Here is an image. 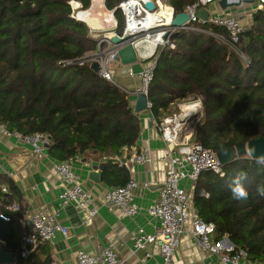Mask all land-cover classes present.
Masks as SVG:
<instances>
[{
	"label": "trees",
	"instance_id": "trees-1",
	"mask_svg": "<svg viewBox=\"0 0 264 264\" xmlns=\"http://www.w3.org/2000/svg\"><path fill=\"white\" fill-rule=\"evenodd\" d=\"M70 1L80 3L82 10H88L91 3L0 0V124L9 132L46 136L48 155L57 162L105 160L102 184L122 187L130 177L117 160H122L123 150L136 145L140 120L129 97L100 78L90 65L75 63L96 51L98 39L84 23L70 17ZM123 1L104 0L106 10H114L113 32L119 36L124 21L117 7ZM196 1L167 0L164 4L177 15ZM190 27L227 37L214 26ZM170 41L174 50L156 51L148 89L155 120L161 122L175 103L198 97L203 107L194 141L204 148L216 154L264 137V4L238 38L244 62L213 36L197 30H175ZM223 169V177L209 171L200 174L193 208L202 221L214 224L217 239L227 236L234 246L247 251L252 264H264V196L257 191L264 187V165L245 155ZM241 170L247 173L246 200L234 199L229 188ZM13 203L19 208L11 213L7 207ZM24 214L18 187L0 174V215L10 219L0 247L14 256L15 264H53L46 243L21 256Z\"/></svg>",
	"mask_w": 264,
	"mask_h": 264
},
{
	"label": "built area",
	"instance_id": "built-area-1",
	"mask_svg": "<svg viewBox=\"0 0 264 264\" xmlns=\"http://www.w3.org/2000/svg\"><path fill=\"white\" fill-rule=\"evenodd\" d=\"M134 1L135 4L131 3V0H124L117 7L124 21L122 34L119 36L113 32L98 36L96 51L75 62L81 66L86 64L91 66L96 63L98 76L114 84L127 97L132 95L145 97L147 99L146 111L150 114V121L158 130L165 145L166 154L162 160L168 164V167L165 170L164 181L158 192L157 200L147 210V215L156 220L158 227L153 235L144 234L141 230L133 234L131 237L133 251L144 250L148 244L156 245L161 258L160 262L156 264H172L179 240L188 231L195 240L198 249L206 256L207 261L204 264H252L246 250L234 246L227 236L217 239L214 224L202 221L196 211L192 210L193 193L200 174L209 171L223 177L225 172L216 154L194 141L195 126L202 117L201 109L193 111L198 97L187 99L179 106L177 112H173L161 122H157L151 115L148 89L153 81L156 67L155 54L159 48L174 50L175 46L170 41V36L175 29L170 24L175 15L171 8L168 21L151 22L143 28L142 23L149 21L150 16L153 17L160 9V3L158 0ZM147 1L154 3L156 8L154 12L148 11L144 7ZM218 1L220 0H197L193 5L188 6L184 10V13L189 17L185 30H197L213 36L231 52L238 54L244 62L245 58L238 50V38L245 30L242 23L229 13L209 14L207 18L199 16L200 11L207 10L210 5ZM68 4L71 8L70 17L80 21L78 14L81 13L82 5L75 1H70ZM263 4L264 0H257L256 10H261ZM112 12L110 13L112 14ZM191 24L199 27L205 25L217 27L222 29L227 37L225 38V34H213L201 29H193L190 27ZM113 27H116V22ZM115 35L120 38L127 36L129 44L135 49L137 59L139 58L138 51L141 49L143 52L141 63L146 60H149V63L139 70H134L131 65L122 66L118 58V50L125 43L113 45L110 38ZM72 63L67 62L66 65ZM117 68L121 69L123 75L137 78L138 85L129 90L116 84L113 80V73ZM189 108L190 110H186ZM0 132L3 136L13 137L28 146L35 158L42 159L45 156L49 145L46 136L9 132L2 124H0ZM147 160V150L143 149L140 153L134 154L126 160L118 159L117 162L119 166L132 173L135 165L144 164ZM51 166L55 176L61 182V191L57 198L58 208L55 212H49L47 208H43L25 218V232L21 238L22 257L33 252L39 243L53 245L59 234L67 237L69 228L59 222V209L74 205L80 211L85 212L89 218H94L98 213L94 205V195L83 187L80 176L73 169V160L51 162ZM220 172H223L224 175L221 176ZM183 182L186 185H182ZM137 187L138 183L130 178L122 187L108 188L102 195L103 207L109 212L120 211L122 218H132L138 215L140 207L134 201V191ZM2 192H6V190L3 188ZM18 208V205L13 203L7 207V210L14 213ZM0 219L4 223L10 221L8 217L2 215H0ZM114 249V245L109 244L97 251L95 255L78 252L75 257L76 264H123ZM146 257H149V254H146Z\"/></svg>",
	"mask_w": 264,
	"mask_h": 264
},
{
	"label": "crops",
	"instance_id": "crops-1",
	"mask_svg": "<svg viewBox=\"0 0 264 264\" xmlns=\"http://www.w3.org/2000/svg\"><path fill=\"white\" fill-rule=\"evenodd\" d=\"M158 2L163 7L167 6L161 0ZM236 2L239 3L229 5ZM256 6L257 0H231L226 3L220 0L210 5L207 12L210 15L229 13L247 29L251 25ZM164 8L171 9L169 6ZM110 33H113V30ZM142 53L139 49V58L135 64L131 65L134 70L147 65L141 63ZM113 80L119 86L129 90L139 83L137 78L123 75L120 68L114 71ZM189 98L192 97L175 103L170 109V114L177 112L179 106ZM129 105L134 112L139 105L138 96H130ZM137 115L141 126L139 139L133 148L122 151L121 159L126 160L143 149L147 150V162L135 165L134 172H128L129 177L138 183L134 191V201L139 205L140 213L132 218H122L120 211L109 212L103 207L102 195L109 187L101 182L102 172H97L98 175H96L99 183L90 180L89 174L92 166L104 164L105 167V160L93 158L74 160L73 169L80 176L83 187L94 195V205L98 213L94 218H89L85 212L80 211L74 205L59 209V222L69 228V233L67 237L57 235L54 244H48L53 264H76L75 257L78 252L95 255L97 251L109 244L114 245L117 257L123 261V264L160 262L161 258L156 245L148 244L144 250L135 252L131 242L132 235L139 230L147 235H153L157 230L158 223L147 215V210L157 200L158 192L164 181V173L168 167V164L162 160L166 154L165 145L158 130L150 121L149 112L144 110ZM47 150L42 159L35 158L30 154L31 150L28 146L13 137H5L0 132V174L9 177L20 191L25 207L24 218L21 222L23 232H25L24 220L28 215L43 208H47L49 212H55L58 208L57 198L61 191V182L55 176L51 166V162L57 161L49 157ZM182 185L186 183L183 182ZM192 210H194L193 207ZM146 254H149V257H146ZM206 261V256L198 249L195 240L187 231L179 240L172 264H204Z\"/></svg>",
	"mask_w": 264,
	"mask_h": 264
},
{
	"label": "water",
	"instance_id": "water-1",
	"mask_svg": "<svg viewBox=\"0 0 264 264\" xmlns=\"http://www.w3.org/2000/svg\"><path fill=\"white\" fill-rule=\"evenodd\" d=\"M223 1L226 3L227 1H231V0H223ZM238 3L239 2L230 3L229 5H237ZM144 7L151 12H154L156 9L152 1L145 2ZM113 14H114V10L112 12V16ZM208 15L209 13L207 12V10H202L199 12V16H201L202 18H207ZM188 20H189L188 15L182 12L174 16L170 25L175 30H185V25L187 24ZM127 38H128L127 36H123V38H120L116 35L110 38V42L113 45H121L122 43H125L124 46L120 47L118 50V58L122 66H129L137 62V55L135 49L132 47L131 44H129ZM90 69L93 72L97 73L98 65L94 63L90 66ZM138 102L139 105L134 110L136 114L146 110L147 99L143 96H139ZM30 154L34 156L32 152H30ZM245 155H248V157L253 160H257L258 157L264 155V137H261L257 140H251L246 144L244 143L238 144L234 148H227L216 153V157L223 167L228 165V163H230L232 160ZM83 162H85V160H83ZM103 167L104 164L92 166L91 168L92 171L89 174L90 180H92L95 183H99V179H96V175H98L97 172L103 171L104 169ZM7 235L8 232L5 227V223L0 219V243H3L5 241ZM0 264H15L14 256L10 253L5 252V250L2 247H0Z\"/></svg>",
	"mask_w": 264,
	"mask_h": 264
},
{
	"label": "bare ground",
	"instance_id": "bare-ground-1",
	"mask_svg": "<svg viewBox=\"0 0 264 264\" xmlns=\"http://www.w3.org/2000/svg\"><path fill=\"white\" fill-rule=\"evenodd\" d=\"M131 3L135 4L136 2L134 0H131ZM74 6L76 7V5ZM104 9L105 8L103 6L102 0H93L91 8L87 11L79 13L78 19L93 30H101L108 26H113L115 24V19L109 11ZM170 13V8H164L160 4V9L157 10L153 17L150 16L149 21H145L144 23H142L143 28L151 22L168 21L170 18ZM186 110H190V108Z\"/></svg>",
	"mask_w": 264,
	"mask_h": 264
},
{
	"label": "clouds",
	"instance_id": "clouds-1",
	"mask_svg": "<svg viewBox=\"0 0 264 264\" xmlns=\"http://www.w3.org/2000/svg\"><path fill=\"white\" fill-rule=\"evenodd\" d=\"M80 22V21H79ZM203 107V102L199 99L195 101V108L193 111L199 110ZM258 164H264V155H261L257 158ZM219 171V170H218ZM220 175L223 176L224 173L220 172ZM247 180V173L243 170H241L238 174H236L230 184L229 188L231 191V194L234 199L236 200H246L248 198V191L245 187V181ZM257 191L260 193V195L264 196V187H259Z\"/></svg>",
	"mask_w": 264,
	"mask_h": 264
},
{
	"label": "rangeland",
	"instance_id": "rangeland-1",
	"mask_svg": "<svg viewBox=\"0 0 264 264\" xmlns=\"http://www.w3.org/2000/svg\"><path fill=\"white\" fill-rule=\"evenodd\" d=\"M156 1V0H155ZM159 1V0H158ZM166 1L167 0H161V2H163V3H166ZM90 7H89V9L91 8V6H92V1L90 0ZM103 2V6H104V0L102 1ZM164 7H167V6H165L164 5ZM105 8V7H104ZM88 9V10H89ZM104 10H106V8L104 9ZM83 11H87V10H82L81 9V12H83ZM109 12H111V11H109ZM113 18H114V16H113ZM115 19V18H114ZM86 25V24H85ZM87 26V25H86ZM88 27V26H87ZM89 28V27H88ZM114 28L115 27H113V26H108V27H106V28H104V29H101V30H98V31H96V30H91L90 28H89V30H90V34L91 35H93V36H101V35H105V34H108V33H110V31H112V30H114ZM94 38H96V39H98V37H94Z\"/></svg>",
	"mask_w": 264,
	"mask_h": 264
},
{
	"label": "snow or ice",
	"instance_id": "snow-or-ice-1",
	"mask_svg": "<svg viewBox=\"0 0 264 264\" xmlns=\"http://www.w3.org/2000/svg\"><path fill=\"white\" fill-rule=\"evenodd\" d=\"M195 107V106H194Z\"/></svg>",
	"mask_w": 264,
	"mask_h": 264
}]
</instances>
